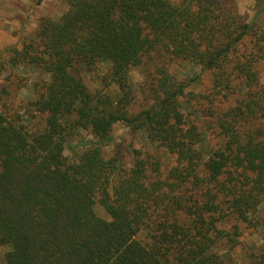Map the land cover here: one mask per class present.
<instances>
[{"label":"trees","instance_id":"obj_1","mask_svg":"<svg viewBox=\"0 0 264 264\" xmlns=\"http://www.w3.org/2000/svg\"><path fill=\"white\" fill-rule=\"evenodd\" d=\"M65 1L58 18L41 17L29 40L0 51V72L47 76L35 84L32 108L43 120L34 131L0 83L4 264H228L216 248L237 246L239 223L261 230L263 249L249 264H264L259 13L245 21L231 0ZM172 61L198 66L209 87L194 90L198 77H176ZM101 62L114 88L91 91L77 70ZM148 63L135 88L130 71ZM115 124L167 151L169 166L129 145L106 154ZM75 130L95 142L68 161Z\"/></svg>","mask_w":264,"mask_h":264},{"label":"rangeland","instance_id":"obj_2","mask_svg":"<svg viewBox=\"0 0 264 264\" xmlns=\"http://www.w3.org/2000/svg\"><path fill=\"white\" fill-rule=\"evenodd\" d=\"M231 1L243 20L249 21L256 13H259L258 19L264 23V0ZM66 9L67 3L65 0H0V51L10 45L20 46V44L29 40L37 29L41 17L58 18ZM150 70H153L152 63L133 68L130 71L129 77L135 88L138 85L140 86ZM168 70L181 79L198 77L196 85L192 86L196 91H205L209 87L208 74L201 72L200 68L192 63L172 61L168 64ZM108 72V65L104 62L99 63L93 71H85L82 68L77 70V73L91 91L101 88H114L113 84H109V86L105 84V81L109 80ZM259 74L261 80L264 81V63L259 68ZM105 77L107 78L103 80ZM8 78L10 79L6 81L5 79ZM42 79H47V76L32 67H7L0 72V83L9 84L12 100L10 106L20 113L29 131L36 130L43 120L42 116L32 108V102L37 96L35 84ZM140 104L141 97L137 96L132 107L138 108ZM112 138L113 140L103 147L106 154L111 153L115 143H117L122 144V147L129 145L134 149H141L145 152H156L164 168L168 167L173 160V157L167 151L150 147L140 134H134L120 124L113 126ZM93 142H95V139L88 131L75 130L72 135L67 137L64 145V155L68 161H73L84 147L93 144ZM131 157V155L125 157L128 165L132 161ZM95 210L99 216H106L100 206L97 205ZM255 215L256 218L263 221L264 204L259 206ZM238 229L240 236L236 247L227 251L224 248L225 242H222L216 250L222 254H227V256L229 255L228 264H249L250 255L259 253L263 249L261 230L248 226L246 223H239ZM8 250L9 247L0 246V263L4 264V255Z\"/></svg>","mask_w":264,"mask_h":264}]
</instances>
